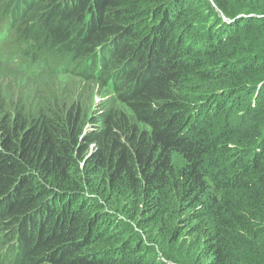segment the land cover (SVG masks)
<instances>
[{
    "label": "trees",
    "instance_id": "obj_1",
    "mask_svg": "<svg viewBox=\"0 0 264 264\" xmlns=\"http://www.w3.org/2000/svg\"><path fill=\"white\" fill-rule=\"evenodd\" d=\"M0 264H264V0H0Z\"/></svg>",
    "mask_w": 264,
    "mask_h": 264
},
{
    "label": "rangeland",
    "instance_id": "obj_2",
    "mask_svg": "<svg viewBox=\"0 0 264 264\" xmlns=\"http://www.w3.org/2000/svg\"><path fill=\"white\" fill-rule=\"evenodd\" d=\"M64 79V80H67V79H73V83H76L78 84L79 81L76 80L75 78L71 77V76H66V77H63L61 78V80ZM92 94L94 95V97L96 98V100H98L99 98H101V96H103V94H105V92L103 90H99L97 86H93L92 88ZM93 97V99H94Z\"/></svg>",
    "mask_w": 264,
    "mask_h": 264
},
{
    "label": "clouds",
    "instance_id": "obj_3",
    "mask_svg": "<svg viewBox=\"0 0 264 264\" xmlns=\"http://www.w3.org/2000/svg\"><path fill=\"white\" fill-rule=\"evenodd\" d=\"M5 67H7V68H11V69H14V70H16V68H15L14 66H12V65H9V64H6V65H5Z\"/></svg>",
    "mask_w": 264,
    "mask_h": 264
}]
</instances>
